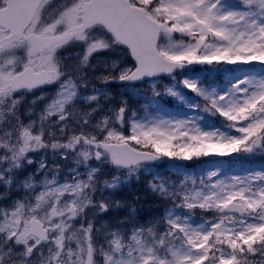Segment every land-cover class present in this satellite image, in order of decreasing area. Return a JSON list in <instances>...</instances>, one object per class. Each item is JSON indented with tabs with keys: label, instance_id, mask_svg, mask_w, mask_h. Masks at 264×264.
<instances>
[{
	"label": "rangeland",
	"instance_id": "obj_1",
	"mask_svg": "<svg viewBox=\"0 0 264 264\" xmlns=\"http://www.w3.org/2000/svg\"><path fill=\"white\" fill-rule=\"evenodd\" d=\"M140 3L148 5L149 3L155 2V0H139ZM174 3L179 6L181 0H173ZM250 2H257L263 10L264 14V0H250ZM71 4L69 0V5ZM230 6L235 7L233 3H229ZM75 11L71 9L67 10L65 15L67 18L71 16L73 19L75 17ZM162 15L165 20V24L168 19H171L172 16L166 14L165 11H160L155 13ZM181 23L184 22V17H176ZM255 16L251 14L245 19L236 18L235 22L230 23L227 27L232 31V38L236 40L237 44L242 43L248 39H256L259 42L264 43V33H261L257 26L254 23ZM176 32L172 33L171 37L168 35L163 36L166 47L163 51L165 54L169 52H178L183 46L186 45L188 41V36H181V39L175 37ZM178 34H182L177 32ZM243 34V35H241ZM1 36V35H0ZM239 37V39H237ZM25 38H20L19 43L12 45H17L18 47H23ZM206 44H215L218 41L214 40L212 37H209ZM201 50H205L204 46H201ZM107 51V50H104ZM69 57V56H68ZM124 56L119 54L115 56L114 60H111L109 67H106L104 63H96V66L100 65L101 67H106L109 72L113 70V61H116L117 64H120L124 61ZM61 61L64 64L68 65V68L71 69V63L69 59L62 58ZM129 68L131 64L127 65ZM257 69L250 68L248 65H226V66H216L221 68V76L229 82L232 78H238L242 72H260L264 71V66L258 65ZM7 71H11L14 68L12 66H5ZM216 67H208L209 70L213 71ZM226 71V73H225ZM220 73V72H219ZM225 73V74H224ZM181 74L189 75L192 78H196L190 69L186 72H177V78ZM116 76V75H114ZM113 77V76H112ZM206 79L201 76V80ZM7 83V81H6ZM73 81H67L68 87L72 86ZM203 83V82H202ZM227 83H217L221 86H225ZM156 88H160L165 91L167 88H177V91L184 94V101L179 100L175 97L176 101L179 104H183L180 110L173 111L163 108L162 106H157L158 103L153 100L151 103L152 108H145V104L137 102V108L132 110L131 108H126V111L130 112V115L124 112L121 116V113L112 115L114 120H112L111 127H108L104 130V125L107 121L108 114L105 113H96L98 116L103 117L104 120L95 119L92 122L94 126L90 130L85 131L84 120L81 121V125L77 126L76 136L73 137L72 143L67 146L66 150L71 152L74 158L80 159H91L95 154V150L88 145V141L91 139L99 138V135L104 136L105 132L109 129H119L124 132L129 131V126L131 121H135L137 124L142 125L145 131L157 127L160 132H165L166 135H159L158 132L152 134V140L156 143V147L160 149L159 152L171 151L177 153L174 156H167L166 159L170 161V169L175 171L182 170L183 179H186L190 185L187 191L183 194L181 204H192V206L200 205L205 209H215L217 210L221 205L227 203L229 200L237 199L243 201L247 204L252 214L248 216H242L237 219L230 220L228 215L219 214L214 215L213 218L209 220H215L216 218H221V222L217 224L216 228L212 230L211 237L217 243V247L220 250L218 254L219 257H234L233 259H226L223 261V264H247L243 263V259L235 252L247 250L243 247L242 240L239 239L241 236L243 239L254 235L259 229L264 226V178L259 175H251V173L257 172L260 167L257 166H243L241 165L242 160L238 158H251L252 155H248L242 150L237 155V148L240 147L234 141H230L229 137L233 135H238L233 132V128L230 125L233 123L231 120L223 118V123H217L210 116L205 113H199V115H204L203 120H198L196 124H186L182 128H176L174 124L168 123L170 118L174 117H184L191 115L188 105L200 104L198 98L191 93L189 90L183 88L182 85H177L175 81L171 80L170 77H163V79L156 80ZM185 89V90H183ZM69 89L65 99L66 101L70 98ZM190 92L191 96L188 95ZM102 91L93 90L90 95L85 98L92 100L99 98ZM2 95V94H0ZM169 95V94H168ZM174 97V96H173ZM63 100H60L57 105H52L51 108L57 113L61 109V103ZM185 101L187 103H185ZM5 104H8L6 100L3 101ZM155 103V104H154ZM139 108L143 111L149 112L145 116L136 117L139 113ZM135 113V115H133ZM42 119L49 121V126L46 130L36 128L31 129L32 135L30 137L29 132H24V130H17L12 133V130H16V125H20L19 118H9L7 121L8 124H1L0 126H8V132H0V142L2 146L10 145L12 151V157L10 156L9 149L10 147L3 149V151L9 156L3 161H0V264H82L85 253L84 246V236L86 233L80 231L77 226V218L82 216L83 211L86 209V212L90 217L97 223V217L103 216L106 218V213L117 206L114 196L108 191L113 189L115 186H120L121 184L131 185V183L137 180V177H145V180L149 183L152 190L156 191L159 195H165L166 191H169L167 197H171L174 194V189L178 185V182L162 181L163 168L159 169L152 164H142L134 168L128 169H114L110 166L109 163L103 161L99 163V167L93 166L92 168H86L85 173L82 170L83 177L78 178L75 174L78 172L79 168L77 165L74 166V171H67L66 181L61 182V179L58 177L54 184H44L43 191L36 195L32 200H27L28 193L26 190H22V195L16 192L11 184L18 180L17 172L20 167L23 156L26 154L30 155L31 152L41 150L44 146H51L54 144L65 143L66 140L61 136H57V133L62 132V129H67V120L62 121L57 117L53 118H44ZM106 120V121H105ZM71 121V120H70ZM163 121V123H161ZM227 121V123H226ZM0 122H4V119L0 118ZM14 122V123H11ZM124 122L129 125L120 127L117 123ZM199 129V131L197 130ZM27 129V128H26ZM88 131H100V133L88 132ZM139 131V129L137 130ZM201 132H207L209 135L203 137L200 135ZM258 129H253L249 135L255 137ZM183 133H187L186 135ZM81 135V136H80ZM175 137L174 139H169V137ZM197 136L198 138L193 140L192 137ZM39 137V139H37ZM18 139L15 144V139ZM25 138V139H24ZM105 139L121 141V138L113 135L108 136ZM97 140V139H96ZM131 143L136 144L135 141H130ZM24 143L26 147L24 149ZM145 143L147 141L145 140ZM143 146V145H138ZM56 150L60 149V146H55ZM63 153V150L58 151ZM209 153L204 155V153ZM185 154L191 155V158L197 159L201 155L203 156L202 162L198 165L197 169H185V167L178 166L179 164L175 162H180L179 157H185ZM44 157L40 161L39 167L42 168L44 164ZM204 157H207L204 159ZM48 159L51 156H47ZM209 158V159H208ZM228 158L233 159L237 164L241 165L240 168H234L230 165H223ZM104 157L101 156L99 160H103ZM167 161V163H169ZM64 162L60 161L56 164H63ZM88 163H91L89 161ZM24 168V167H23ZM22 168V169H23ZM231 168V169H230ZM19 170V177L21 178V186L23 188H32L35 186V182L32 180H25ZM69 169V164L64 166L62 172H56L57 174H47L50 180H54L58 175H62L64 171ZM217 173V175L210 177V173ZM96 175L99 177L96 180ZM113 176V178L102 181L100 176ZM45 176V175H44ZM46 178V176H45ZM93 178L92 182H88ZM158 179L159 182H154L152 179ZM35 181H38L35 178ZM43 181H47L44 180ZM97 186L98 191L100 192L99 196L94 195L91 191L92 186ZM96 187H93L95 189ZM6 191V193H5ZM183 190L182 192H184ZM26 192V193H25ZM25 193V194H24ZM192 195L189 197V195ZM94 195V196H93ZM98 197V198H97ZM96 198V199H95ZM94 199V200H93ZM134 199V198H133ZM75 203V210H70V203ZM180 204V205H181ZM130 213L133 214L135 211L132 210V204H129ZM182 206L173 205L171 206L165 214L167 218V223L169 220L175 221L181 229H173V234L169 236H164L165 232H162L159 236L155 234H150L148 238H145L144 235L140 234L137 230L131 233L133 240H130L133 243L128 246L129 253L124 257L115 258L113 255L110 256V248L114 246H119L123 240L124 233H115L111 230L108 221L98 222L95 224V229L105 230L109 237H112V240H108V249L105 258L102 259L101 264H180V262L189 256L199 255V253L193 248L192 244L189 243L188 237H191L193 240H198V243L201 247L207 246V237L203 236L204 233L209 231L208 221L200 220L196 218V215L193 213L182 212ZM212 215V213H211ZM33 216H38L45 223L53 225V230L50 234L51 240L49 242H38L37 237L29 233V219ZM85 216V214H84ZM187 217V219H185ZM83 218V216H82ZM84 222V218L82 220ZM258 225L255 227V231H252L249 226ZM106 227V228H103ZM56 227V228H55ZM169 231V227L167 232ZM187 232V236L185 235ZM197 233L201 234V238L198 239ZM126 235V234H125ZM130 235V236H131ZM127 236V235H126ZM128 237V236H127ZM153 237V238H152ZM65 240L66 247H71L69 241L73 240L76 243V246L79 250H64L57 243L58 240ZM239 241V243L237 242ZM224 243L229 244V248L224 247ZM113 244V245H112ZM246 242L245 245H247ZM239 245V246H238ZM32 249L29 252V249ZM236 248L235 250H233ZM249 249V248H248ZM66 251V258H61L63 252ZM251 251V250H250ZM218 257V258H219ZM36 261V262H34Z\"/></svg>",
	"mask_w": 264,
	"mask_h": 264
},
{
	"label": "snow or ice",
	"instance_id": "obj_2",
	"mask_svg": "<svg viewBox=\"0 0 264 264\" xmlns=\"http://www.w3.org/2000/svg\"><path fill=\"white\" fill-rule=\"evenodd\" d=\"M137 7H140L139 0H136ZM87 5L85 0H73L70 5H57V21L60 17L65 16L67 10H75L85 8ZM144 11L148 13L146 22L149 24V34L145 38L143 45L139 50L135 46L129 47L128 44H120V32L113 24L103 17H86L82 23H75V20L69 16L64 29V37H78L76 55L82 56L83 60L92 63L96 57H99L101 50L112 52L120 49L124 56V61L117 64L113 61V69L117 70L114 77L105 75L104 83L109 81L119 80L125 82L141 78L146 80L151 85L154 96H159L161 93L155 87L156 80L160 79L161 74H166L177 85H182L183 88L189 90L194 95L200 97L202 104L188 105L191 115L184 117L170 118L168 123L174 124L176 128H182L186 124H196L198 120H203L205 113L207 115L220 116L231 120L233 123L230 127L233 132L238 135L229 137L230 141H234L240 145L237 148V153L241 150L248 155L264 156V71L260 72H242L238 78H232L225 86L217 84L215 81H205L199 76L192 78L189 75L181 74L182 79L177 78L176 68L184 69L191 65H207V66H226V65H251L258 64L264 66V43L256 39H248L240 44L232 38V31L227 27L228 24L235 22L236 18L245 19L252 14V5L250 0H237L235 7L230 6L228 0H181L179 6L173 0H155L149 3ZM165 11L172 18L167 20V23H158L152 13ZM183 16L184 22L181 23L176 17ZM254 23L261 33H264V15H258L254 19ZM111 29V31H109ZM51 31V26L44 27L39 35L25 37L23 47L14 48L7 47L0 51V57H3L4 64H0V94L5 92L10 95L19 96L21 83H12L9 87L6 81L9 78L15 79L13 72L7 71L5 66L15 65L17 74L35 72V78L26 82L27 88H32L36 85V90L41 91V86H46V80L55 82L57 79L56 68L51 64V48H48V54L43 51L47 45L63 43L59 37L48 35ZM180 32L188 36L186 45L178 52H169L165 54L158 45L159 38L172 33ZM243 35V34H241ZM209 37L218 41L215 44H206ZM239 39V37H237ZM55 42V43H53ZM205 50H201V46ZM131 57V60L128 59ZM131 64L129 68L127 65ZM47 66L48 72H45ZM68 65L65 64V69ZM78 67L73 71H77ZM70 73L66 72L61 81L66 83ZM62 84H58V88ZM166 94H170L181 101H184V94L177 91V88L165 89ZM185 103H187L185 101ZM126 111L124 106L119 108L122 114ZM135 115V113H133ZM163 123V121H161ZM123 125H121V128ZM258 129L256 136H250L249 133L253 129ZM139 129V131H137ZM199 131V129L197 128ZM158 132L159 135H166L165 132H160L157 127L145 131L142 125L135 121L130 122L129 131L126 133L119 129H109L101 137L103 140L108 136H117L121 138L120 152L112 150L108 143H104L103 149L108 151L112 162L119 166L138 165L141 160L147 159L151 153H145L140 148L133 146L130 141H135L138 145H151L157 152L160 151L156 147V143L152 140V134ZM187 134V133H183ZM201 136L207 137L209 133L201 132ZM175 137H169L174 139ZM193 136L192 139H197ZM145 140L147 143H145ZM163 155L174 156L177 153L171 151H163ZM209 153H204L208 155ZM186 159L191 156L185 154ZM217 173H210L209 176H215ZM251 175H259L264 178V168L259 169ZM203 207V206H202ZM188 210H192V204H186ZM187 219V217H185ZM221 222V218L209 220V231L203 236L211 239L212 230ZM169 231L164 233V236L173 234V229L184 230L177 225L175 221L169 220ZM258 225H250L249 228L255 231ZM135 231V229H134ZM187 236V232L185 231ZM198 239L201 234L197 233ZM188 241L199 255L185 257L180 264H209L213 258L211 253L212 244H207L206 247H201L198 240H193L188 237ZM254 241L253 243H259ZM59 243V241H57ZM253 243L247 245L249 250L255 252ZM239 246V245H238ZM241 250L243 248L241 247ZM32 249H29L31 252ZM226 259L234 257L221 256L216 258V264H223ZM146 264V262H145ZM161 264L163 262L161 261Z\"/></svg>",
	"mask_w": 264,
	"mask_h": 264
},
{
	"label": "water",
	"instance_id": "obj_3",
	"mask_svg": "<svg viewBox=\"0 0 264 264\" xmlns=\"http://www.w3.org/2000/svg\"><path fill=\"white\" fill-rule=\"evenodd\" d=\"M86 7L83 8L86 17H103L110 21L113 26L120 32L122 40L126 42L130 47L135 46L137 50L143 45L145 38L148 34H146L141 27L140 24L144 23L145 20L142 18V15L139 14L137 16V20L139 24H130V30L127 33V38H124V34L127 31V24L129 22V16L132 11L137 10V8L131 7L128 5L126 0H91L86 2ZM123 10V11H122ZM8 10L6 8L4 10H0V24H5L7 26H11L5 21V18H8ZM9 21V20H8ZM148 29L149 24L146 23ZM111 30V29H110ZM141 80V78L136 79ZM111 145L112 150L119 153L120 152V144L118 143H108ZM104 144H101L103 147ZM145 153H150L146 151H142ZM159 161L162 160L161 156L153 155L147 159L141 160L142 161ZM123 165V164H121ZM125 166V165H124ZM130 166V165H129ZM224 209H234L240 212H245L246 210L240 204H230ZM32 232L38 234L41 237H46V229L42 227L41 222L38 220H32Z\"/></svg>",
	"mask_w": 264,
	"mask_h": 264
},
{
	"label": "flooded vegetation",
	"instance_id": "obj_4",
	"mask_svg": "<svg viewBox=\"0 0 264 264\" xmlns=\"http://www.w3.org/2000/svg\"><path fill=\"white\" fill-rule=\"evenodd\" d=\"M45 18L47 20H50L49 18H47L45 16ZM52 31V30H51ZM0 48H2V46L0 45ZM1 58V57H0ZM45 70H47V66H45ZM48 72V70H47ZM48 75H51L50 72H48ZM50 84L41 87V91H38L36 89L33 90H27L25 93L29 94L32 98H34L35 103H37L39 106H41L40 102L44 99V98H50L54 89H55V82L50 81ZM25 102L27 103H32V101L30 100H26Z\"/></svg>",
	"mask_w": 264,
	"mask_h": 264
},
{
	"label": "trees",
	"instance_id": "obj_5",
	"mask_svg": "<svg viewBox=\"0 0 264 264\" xmlns=\"http://www.w3.org/2000/svg\"><path fill=\"white\" fill-rule=\"evenodd\" d=\"M181 159H183V158H181ZM184 159H186V158H184ZM186 160H187L189 166H191V164H193V162H194V160H191V158L190 159H186ZM183 162H185V161H183Z\"/></svg>",
	"mask_w": 264,
	"mask_h": 264
},
{
	"label": "clouds",
	"instance_id": "obj_6",
	"mask_svg": "<svg viewBox=\"0 0 264 264\" xmlns=\"http://www.w3.org/2000/svg\"><path fill=\"white\" fill-rule=\"evenodd\" d=\"M37 139H39V137H37ZM53 146L55 147L56 145L54 144Z\"/></svg>",
	"mask_w": 264,
	"mask_h": 264
}]
</instances>
